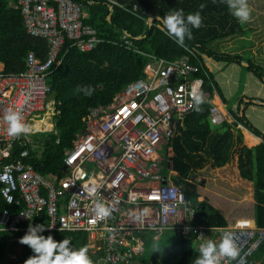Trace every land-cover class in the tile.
I'll return each instance as SVG.
<instances>
[{
    "label": "built area",
    "instance_id": "1",
    "mask_svg": "<svg viewBox=\"0 0 264 264\" xmlns=\"http://www.w3.org/2000/svg\"><path fill=\"white\" fill-rule=\"evenodd\" d=\"M5 1L20 11L27 33L44 40L48 52L44 61L28 53L25 70L18 74L0 70V197L10 207L0 213V232L28 231L24 224L43 214L45 232L85 233L90 253L103 252L97 264H140L145 244L159 242L167 232L183 239L196 233L201 244L212 235L218 244L230 231L239 254L235 260L221 258L220 264H255L252 256L263 243L264 229L196 225V210L182 186L173 182L176 174L169 169L167 149L186 116L204 112L203 105L208 104L212 126L235 123L224 107L214 103V90L202 91L204 80L198 76V66L190 62V57L196 59L190 50L189 56L175 61L135 50L146 60L141 77L110 105L89 110L83 118L85 131L76 135L64 154V175L58 182L25 163L27 150L10 160L14 144L32 146L33 135H56L58 112L47 79L61 62L65 41L80 52H90L104 40L85 25L86 7L72 0ZM120 42L125 49L131 46L125 34ZM49 107L52 132L29 130L15 138L7 134V113L17 112L30 129ZM235 128L241 133L244 129L238 123ZM90 188L95 190L89 193ZM97 205L109 214L98 218Z\"/></svg>",
    "mask_w": 264,
    "mask_h": 264
},
{
    "label": "trees",
    "instance_id": "2",
    "mask_svg": "<svg viewBox=\"0 0 264 264\" xmlns=\"http://www.w3.org/2000/svg\"><path fill=\"white\" fill-rule=\"evenodd\" d=\"M87 9L85 25L96 30L104 40L90 52H80L65 41L60 64L48 76L50 99L58 114L55 116L56 135L31 136L32 146L14 144L10 160L27 150L25 163L42 176L58 182L64 175L65 152L72 147L76 135L85 131L83 118L89 110L110 105L113 98L131 82L141 77L145 58L135 50L153 54L157 58L175 61L189 56L198 66V76L204 80L203 92L214 90L227 113L235 120L233 125L212 126L208 120V104L204 112L186 116L178 124L167 152L171 156L169 169L176 174L173 182L181 185L185 198L196 210L194 223L204 228H261L264 229V69L254 64L243 53H220L215 43L234 36H248L243 23L230 15L221 0H72ZM114 2L115 4H112ZM204 7L201 9L200 5ZM133 8L136 9L132 13ZM182 9L185 15L199 11L201 26L191 28L180 43L162 30L160 18ZM153 19V23L148 21ZM125 34L131 43L125 49L120 38ZM214 47V48H213ZM44 40L31 37L21 18L5 0H0V64L4 74H18L25 70L28 53L40 61L47 56ZM62 58V59H61ZM140 58V62L137 59ZM207 73L208 78H204ZM36 117L34 124L43 132L45 126L53 131L50 122L52 108ZM240 124L260 140L252 148L253 138L235 128ZM244 138V142H243ZM9 160V161H10ZM10 207L0 197V213ZM19 210V209H15ZM13 209V211H15ZM47 226L41 214L25 227ZM36 235L51 236L71 252L81 247L91 264L103 256L99 251L91 254L85 233L45 232ZM28 231L0 232V264H25L38 253H23L10 260L7 243ZM191 233L183 239L167 232L157 243L147 242L140 264H194L200 257L201 243ZM209 235L203 243L213 242ZM156 245V248H153ZM27 248V245H24ZM255 264H264V240L254 252Z\"/></svg>",
    "mask_w": 264,
    "mask_h": 264
},
{
    "label": "clouds",
    "instance_id": "3",
    "mask_svg": "<svg viewBox=\"0 0 264 264\" xmlns=\"http://www.w3.org/2000/svg\"><path fill=\"white\" fill-rule=\"evenodd\" d=\"M225 3L231 16L239 23H245L250 19V9L247 0H221ZM203 4L200 5L202 9ZM162 30L169 37H175L177 43H180L186 34L190 35L191 28L201 26V17L199 11L185 15L182 9L170 12L168 15L160 18ZM4 120L8 127L7 134L10 137H18L21 133L29 131L27 125L20 122V116L17 112H9L5 115ZM95 189L90 188L89 193ZM95 214L98 218H103L109 214L108 209L103 205H97ZM43 225H37L36 229L29 227L28 234L20 239V243L29 246L39 256L28 258L25 264H91L89 257L86 255V249L81 247L75 251H69L65 245L69 243L68 239L60 243L52 240L51 236L44 238L37 236V229H42ZM156 248V245H153ZM55 250V251H54ZM239 254L230 231L225 232L218 244L208 241L200 246V257L194 261V264H220L221 258L235 260Z\"/></svg>",
    "mask_w": 264,
    "mask_h": 264
},
{
    "label": "rangeland",
    "instance_id": "4",
    "mask_svg": "<svg viewBox=\"0 0 264 264\" xmlns=\"http://www.w3.org/2000/svg\"><path fill=\"white\" fill-rule=\"evenodd\" d=\"M247 4L250 9V19L243 24L245 30L248 32V36H234L215 43L213 46L220 53L239 55L245 53L254 64L264 69V0H247ZM50 122L53 123V118ZM37 128L38 126L33 122L29 130L38 131ZM45 129L51 131L49 126H45ZM247 148L250 147L247 146ZM165 174L168 175L167 172ZM40 236L47 238L44 234H40ZM7 244V250H11L12 252L8 257L13 260L20 257L23 253H35L29 246L27 248L24 247V244L20 243L17 239L9 241Z\"/></svg>",
    "mask_w": 264,
    "mask_h": 264
},
{
    "label": "crops",
    "instance_id": "5",
    "mask_svg": "<svg viewBox=\"0 0 264 264\" xmlns=\"http://www.w3.org/2000/svg\"><path fill=\"white\" fill-rule=\"evenodd\" d=\"M0 70H3V66L0 64ZM214 103L216 104V105H218L219 107L220 106H222V107H224V109H225V111H226V107L222 104V102L220 101V99H219V97L216 95V98L214 99ZM223 109V108H222ZM244 132H246L249 136H251L254 140H253V146H249L250 148H252V147H254V146H256V145H258L259 143H260V140L258 139V138H256L255 136H253L252 134H250L248 131H246L245 129H243V131H242V135H243V133ZM57 134V133H56ZM244 137V136H243ZM243 142H244V138H243ZM244 144H245V142H244ZM247 147V146H246ZM11 241H13V240H11ZM10 259V258H9ZM17 259V258H16ZM15 259V260H16ZM10 260H13V259H10Z\"/></svg>",
    "mask_w": 264,
    "mask_h": 264
},
{
    "label": "water",
    "instance_id": "6",
    "mask_svg": "<svg viewBox=\"0 0 264 264\" xmlns=\"http://www.w3.org/2000/svg\"><path fill=\"white\" fill-rule=\"evenodd\" d=\"M148 23H149V24H152V23H153V19H150V20L148 21ZM137 62H138V63L140 62V58L137 59ZM169 160H171V158H170Z\"/></svg>",
    "mask_w": 264,
    "mask_h": 264
},
{
    "label": "bare ground",
    "instance_id": "7",
    "mask_svg": "<svg viewBox=\"0 0 264 264\" xmlns=\"http://www.w3.org/2000/svg\"><path fill=\"white\" fill-rule=\"evenodd\" d=\"M48 110H49V109H48ZM48 110H47V111H48ZM42 114H43V113H42ZM42 114H41V115H42Z\"/></svg>",
    "mask_w": 264,
    "mask_h": 264
}]
</instances>
